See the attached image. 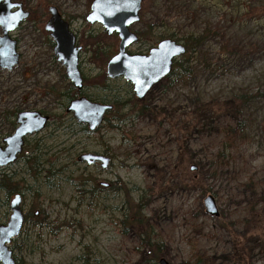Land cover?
<instances>
[{"label": "rangeland", "instance_id": "1", "mask_svg": "<svg viewBox=\"0 0 264 264\" xmlns=\"http://www.w3.org/2000/svg\"><path fill=\"white\" fill-rule=\"evenodd\" d=\"M16 1L31 15L12 34L19 66L0 69V141L14 131L8 111L62 117L58 94L71 84L45 32L48 8L59 9L79 40L104 32L86 21L94 0ZM149 25L162 36L213 34L187 74L152 89L139 106L143 111L128 105L95 134L54 119L31 141L41 148L43 169L31 171L23 159L0 171L13 176L24 212L41 218L30 220L17 241V264H150L141 236L123 222L137 203L170 264H236L232 236L242 242L249 264H264V0H146L133 29ZM79 40L85 76L106 75L107 65L92 62ZM105 46L115 54L119 39ZM107 85L88 93L131 101L126 81ZM223 105L234 107L221 111ZM103 152L112 159L107 170L77 162L82 153ZM208 195L218 218L206 214ZM14 196L0 193V223L9 220ZM253 208L260 223L250 229Z\"/></svg>", "mask_w": 264, "mask_h": 264}, {"label": "water", "instance_id": "2", "mask_svg": "<svg viewBox=\"0 0 264 264\" xmlns=\"http://www.w3.org/2000/svg\"><path fill=\"white\" fill-rule=\"evenodd\" d=\"M143 0H94L91 11L86 18L89 25H100L108 36L117 34L120 39L118 53L107 64V76L111 80L124 79L132 85L137 100H144L148 93L165 80L173 70L174 62L183 57L187 49L176 41L165 39L147 55H130L128 50L138 42V36L131 27L140 22ZM50 18L45 25V32L54 43V56L66 70V76L74 89L82 91L84 80L79 68L82 47L77 45L76 36L70 25L64 20L59 10L51 6L48 9ZM30 17L22 3L13 0H0V69L13 71L20 64L18 43L12 39L20 25ZM112 105L92 102L85 97L70 103L67 109L80 125L89 127L95 132L104 121L105 116L112 112ZM50 118L40 112H22L17 117L18 127L14 134L4 140L5 147H0V169L14 164L22 153L24 139L41 133ZM80 163L88 166L100 164L103 170L110 166V158L83 154L78 158ZM195 166L191 171H196ZM107 186V185H105ZM23 199L15 195L10 203V217L5 225H0V264H17L14 252L10 248L12 241L18 238L25 224ZM206 214L218 218V205L212 195L204 199ZM158 264H170L162 258Z\"/></svg>", "mask_w": 264, "mask_h": 264}, {"label": "trees", "instance_id": "3", "mask_svg": "<svg viewBox=\"0 0 264 264\" xmlns=\"http://www.w3.org/2000/svg\"><path fill=\"white\" fill-rule=\"evenodd\" d=\"M146 0H144L145 2ZM213 33L206 31L205 33H202L201 35H188V36H184L181 38H178L177 36H175L174 34L171 35H159V34H155L154 31L152 30V26L149 25L147 26L146 30H143L141 33V40L144 42H150L153 43L155 39H157L159 37V39H171V40H175L178 43L183 44L186 49H187V53L185 56H183L180 60H178L177 62H175L174 67H173V71L172 73L169 75V77H167L165 80H169L173 77H181L183 76V74H187L189 72V68L190 65L192 63V59L194 54L202 47L205 45V43L210 39V36ZM77 39L79 40V37L76 36ZM110 39V37H108L106 35L105 32H102L100 34H97L95 32H89V34L87 35H83L82 38L79 40L80 42H82L83 44H85L86 47L89 48V52L92 53V62L94 63H98L100 62L103 66L107 65L108 61L111 59V57H113L114 53L109 49L110 47H103L104 42ZM158 40V39H157ZM155 40V41H157ZM50 43L53 45V42L49 39ZM54 47V45H53ZM92 50V51H91ZM55 58V57H54ZM56 59V58H55ZM108 79H107V75H102V76H98L96 78H94L93 80H89L84 79V89L85 88H92V89H96V90H107L109 88V86L107 85ZM89 94V93H88ZM79 95H86V97L88 99H90L91 101H95V102H101V103H109L111 105L114 106V111L111 112L108 115V119H107V123L110 126V120L109 117L110 116H118L119 113L126 109L128 105H132L135 106L137 108L140 109V105L142 102L138 101L134 95L131 93L130 91V97H131V101H123L122 98L120 97V95H118L117 93H112L106 96H103L101 98L94 96V95H87L86 91L83 90L81 92L75 90L73 88V86L71 85L67 91L58 94L59 99L62 100V117H56L55 115H50L48 113L42 112L44 114H47L50 116L51 121L54 119H59V118H67V121L71 123V125L78 127L84 131L87 132V128L81 125H78L74 118L71 115L66 114V109L69 105V103L77 98ZM244 101H246L248 98H243ZM234 107L232 106H221V111L223 110V108H231ZM145 108H141L140 111H143ZM225 109V110H226ZM19 110H14V111H8L5 115L7 120H9V124L11 126V128L13 129L15 127V118H16V114ZM224 111V110H223ZM50 121V122H51ZM50 125V123H49ZM30 153L28 155V157L26 158V164L29 166V168L31 167V171L34 170H38L39 168L43 169L44 168V163H41V155H39V153L36 151V149H38V146L36 147H32L31 144L28 147ZM183 151V150H182ZM48 174L53 175V173L51 171L48 170ZM0 193H3L6 195V198L9 199L11 196L16 195V194H20V190L18 188V186H14L13 184V176L10 175H0ZM143 203H137L136 205L130 206L127 215L124 216L123 218V222H126L127 225H129V228L134 229L138 232V234L141 236L142 238V244L143 246L148 250V254H146L147 259H149V263L150 264H158L159 260L163 258V248L164 245H161V243L153 241L151 239L150 233H149V222L147 220V218L145 217L144 213H143ZM252 216L251 219L249 221L250 225V229H253L257 226L258 223H260V217L257 216V212H255V208L252 209ZM41 219L40 217L38 218L37 216H33L30 214L26 215V221H25V226L30 222V220H37ZM227 225V224H226ZM225 226L226 230L227 227ZM259 227H257L256 229H258ZM258 231V230H257ZM229 232V230H228ZM230 234V232H229ZM231 235V234H230ZM21 238V235L19 236V238H17L16 240L13 241L12 243V249L15 251L16 250V243L17 241ZM233 239V246H234V253L231 256L232 260L235 261L236 264H249L247 260V256H249L248 254H246V251L243 249L242 247V242L240 241V239H235V237L232 236ZM250 252V251H249Z\"/></svg>", "mask_w": 264, "mask_h": 264}, {"label": "flooded vegetation", "instance_id": "4", "mask_svg": "<svg viewBox=\"0 0 264 264\" xmlns=\"http://www.w3.org/2000/svg\"><path fill=\"white\" fill-rule=\"evenodd\" d=\"M14 1H16V0H14ZM143 3H144V1H143ZM24 5V4H23ZM142 6H143V4H142ZM23 8H24V10L25 11H27L26 10V8L23 6ZM141 11H142V9H141ZM31 15V14H30ZM49 18H50V16H49ZM140 22H141V12H140ZM140 22L138 23V24H140ZM24 23V22H23ZM22 23V24H23ZM22 24L20 25V27H19V29L21 28V26H22ZM70 24V23H69ZM138 24H136V25H138ZM70 26H71V24H70ZM135 26V25H134ZM133 26V27H134ZM133 27H131V31L133 32V33H135L137 36H138V42L135 44V45H133V46H141V44H142V47H140V48H138L135 52H131L130 51V49L133 47H131L129 50H128V53L130 54V55H147V54H149V52L153 49V48H155L161 41H163V40H165V39H159V37L157 38V39H155V40H157V41H155L154 40V42L153 43H150V42H146L147 43V46H146V43L144 42V41H142L141 40V33H142V31H135L134 29H133ZM71 28V27H70ZM146 30V29H145ZM75 34V33H74ZM108 36V35H107ZM12 37V36H11ZM50 37V36H49ZM108 37H110V38H118L119 39V37H118V35L117 34H114V35H112V36H108ZM12 39H14L13 37H12ZM51 39V38H50ZM76 39H77V37H76ZM167 39V38H166ZM14 40H16L17 41V43H18V52H19V41L17 40V39H14ZM52 41V40H51ZM173 41H175V40H173ZM53 42V41H52ZM156 42V43H155ZM119 44H120V39H119ZM53 45H54V43H53ZM77 45H78V39H77ZM143 45H145V46H143ZM79 46V45H78ZM83 48V47H82ZM119 48V47H118ZM53 49H54V47H53ZM82 52H83V49H82ZM81 52V53H82ZM118 53V51L114 54V55H116ZM20 54V53H19ZM114 55H113V57H114ZM80 56H81V54H80ZM113 57H111V59L113 58ZM110 59V60H111ZM20 61H21V54H20ZM109 62V61H108ZM176 62H177V60H176ZM58 63V62H57ZM60 66H61V68L64 70V73H65V78H67V76H66V70H65V68L62 66V64H60V63H58ZM108 64V63H107ZM19 66V65H18ZM17 66V67H18ZM79 68H80V71H81V73H82V77H83V80L84 79H87V77L85 76V73L83 72V70H82V67H81V63L79 64ZM106 75H107V68H106ZM68 79V78H67ZM107 79H108V82H114V81H119V80H124V79H116V80H111V79H109L108 78V76H107ZM69 81V80H68ZM125 81V80H124ZM127 83V82H126ZM71 84V83H70ZM128 84V86L131 88L130 89V91H131V93L134 95V97L136 98V96H135V94H134V92H133V87H132V85H130L129 83H127ZM72 85V84H71ZM74 88V87H73ZM88 89H89V87L88 88H85L84 89V86H83V89H82V91L83 90H85L86 91V93H87V95H91V94H88ZM76 90V89H75ZM152 91V90H151ZM150 91V92H151ZM79 92H81V91H79ZM149 92V93H150ZM148 93V94H149ZM148 96V95H147ZM81 97H85V98H87L86 97V95H79L77 98H75V99H73L72 101H74V100H76V99H78V98H81ZM88 99V98H87ZM146 99V98H145ZM90 100V99H89ZM71 101V102H72ZM91 101V100H90ZM139 101V100H138ZM142 101H144V100H142ZM142 101H140V102H142ZM70 102V103H71ZM92 102H95V101H92ZM70 103H69V105H68V107H67V109L69 108V106H70ZM96 103H100V104H104V105H111V104H109V103H101V102H96ZM113 106V105H112ZM114 107V106H113ZM67 109H66V114H68L67 113ZM32 111H36V110H19L18 112H17V114H16V118H15V127L13 128L14 129V131L11 133V134H9V135H7L5 138H3L1 141H0V147H2V148H4L5 147V144H4V140L7 138V137H9V136H11L12 134H14V132H15V130L17 129V127H18V124H17V117H18V115L20 114V113H22V112H32ZM114 111V110H113ZM112 111V112H113ZM36 112H40L42 115H44V116H48L49 118H50V116L49 115H47V114H44V113H42V111H36ZM111 113V112H110ZM110 113H108L106 116H105V118H104V121H103V124L95 131V132H90L89 131V127L88 126H86V125H81V126H84V127H86L87 128V132H89V133H91V134H95V133H99L100 131H101V129L105 126V124H107V119H108V115L110 114ZM68 115H71L72 117H73V115L72 114H68ZM74 118V117H73ZM75 120V119H74ZM50 121H51V118H50ZM75 122L77 123V121L75 120ZM50 123V122H49ZM49 123H48V125L46 126V128L49 126ZM78 125H80L79 123H77ZM46 128L44 129V130H46ZM43 130V131H44ZM42 131V132H43ZM41 132V133H42ZM41 133H39V134H41ZM39 134H34V135H32V136H28V137H26L25 139H24V146H23V150H22V153L20 154V155H18V158H17V160H16V162L14 163V164H12V165H10V166H8V167H11V166H15V165H17V164H20L21 162H22V160L24 159V160H26V158L28 157V155H29V153H30V151L28 150L29 148V146H30V144H31V141H32V138L33 137H35V136H37V135H39ZM36 151L39 153V155H40V153H41V148L38 146V149H36ZM83 154H89V153H82V154H80L78 157H77V162L78 163H80L79 161H78V158L81 156V155H83ZM92 154H96V155H102V156H105V157H108V158H110V160H111V162H110V165H111V163H112V159H111V157L109 156V154L107 153V152H103V153H92ZM80 164H84V163H80ZM85 166H87V167H100V169H102L101 168V165L100 164H96V165H94V166H88V165H86V164H84ZM8 167H6V168H8ZM6 168H2V169H0V171L1 170H4V169H6ZM103 170V169H102ZM105 185H107V186H105ZM104 185V187L105 188H109L110 189V184H105ZM23 199V198H22ZM22 207H23V203H22ZM9 210H10V207H9ZM24 210V209H23ZM26 213L24 212V216H25V221H26ZM35 216H38V214H35ZM8 222V221H7ZM7 222L6 223H0V225H5V224H7ZM24 228H25V226H24ZM13 243V242H12ZM10 248L12 249V244L10 245ZM12 251L14 252V250L12 249ZM14 258H15V255H14ZM15 260H16V258H15Z\"/></svg>", "mask_w": 264, "mask_h": 264}]
</instances>
